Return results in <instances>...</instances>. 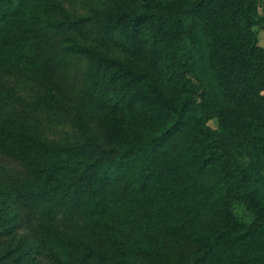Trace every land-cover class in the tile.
Wrapping results in <instances>:
<instances>
[{
	"label": "trees",
	"instance_id": "trees-1",
	"mask_svg": "<svg viewBox=\"0 0 264 264\" xmlns=\"http://www.w3.org/2000/svg\"><path fill=\"white\" fill-rule=\"evenodd\" d=\"M261 3L0 0V264H264Z\"/></svg>",
	"mask_w": 264,
	"mask_h": 264
},
{
	"label": "rangeland",
	"instance_id": "rangeland-1",
	"mask_svg": "<svg viewBox=\"0 0 264 264\" xmlns=\"http://www.w3.org/2000/svg\"><path fill=\"white\" fill-rule=\"evenodd\" d=\"M262 9H261V14L264 16V0H262ZM259 45L262 46L264 45V30L259 31ZM208 125L212 128H216L217 124L215 121H210Z\"/></svg>",
	"mask_w": 264,
	"mask_h": 264
}]
</instances>
